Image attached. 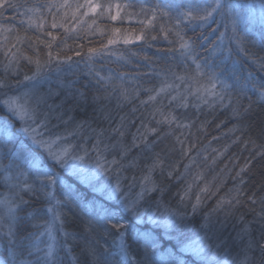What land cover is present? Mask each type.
<instances>
[{"label": "trees", "instance_id": "1", "mask_svg": "<svg viewBox=\"0 0 264 264\" xmlns=\"http://www.w3.org/2000/svg\"><path fill=\"white\" fill-rule=\"evenodd\" d=\"M15 2L28 6H38L52 3L53 0H15ZM55 2L63 3L64 0H55ZM68 2L73 5L72 8L60 9L59 11L53 8L52 13L42 9L41 14L45 19L37 21V23H43L42 31L35 27L28 28L27 18L23 15V8H20L19 11L7 9L0 14V77L5 75L4 66L8 61L4 53L8 48H11L12 52H17L19 49L18 56L21 54L35 55L32 41L26 39L23 44H18L16 42L17 35L39 36L41 39L50 40L51 38L46 34L52 32L57 37L53 44V53L59 52L61 57L68 56L71 57V60L62 64L59 71H52L48 79L42 84L41 91H47L51 87L59 93L48 102L54 105L63 102L62 107L57 111L63 112V119L72 117V122L67 125L68 128H71L75 122L87 121L91 128L108 130L120 123L121 116L126 117V124L129 120H134V124H128V131L124 137L125 144H130L132 134L139 126L140 118L146 116L153 107L151 104H140V101L146 100L150 93L141 90L138 98L125 102L118 99V90L105 99L104 82L98 83L96 74L99 73L104 77L111 76L113 84H122L124 88L129 90L134 87L144 89L158 86L156 73L162 69L171 67L178 72L184 70L185 64L176 51L179 42L172 33H169L165 38L159 30V25L163 21L157 20L153 22V26L145 27L147 17L137 14L142 3L151 4L154 0H95L96 3L103 5L112 4L114 6L117 3L133 5V7L122 10L120 17L115 21L108 16L101 17L99 12L95 15L89 13V15L84 16L85 8H81L73 19L75 5L83 4L85 0H68ZM165 2L176 6L187 3V0H165ZM227 3L245 6L242 9L234 8V12L242 11L244 15V19L238 28V31L244 33V52L239 51L237 44L232 39L231 17L227 11L223 14L214 15L212 20L203 26H201L200 21L185 23L183 25L184 35L194 41L197 60L206 68L222 70L221 78H226L229 82H232L236 77H239L241 81L249 79L254 83L264 82V69L253 62V58L258 60L264 58V27L257 20L248 18L254 7L250 3L260 6L262 0H227ZM65 12H67L66 16L64 15ZM53 14L56 23L63 25V27L58 26L55 29L51 27ZM115 14L116 9L113 7L112 15ZM142 20L145 21L144 24L140 23ZM116 28L120 29L119 41L108 45V50L103 54L90 59L88 49L102 48L107 44L108 39L114 38L112 30ZM5 29L9 30L5 31ZM141 34H143L144 39H136ZM221 34L225 35L224 38ZM152 36L156 38L153 40L151 39ZM125 37L130 41L127 44L123 42ZM39 50L43 59L47 49L40 45ZM77 52L80 55H76ZM187 65L189 68L193 67L190 60L187 61ZM31 68L32 66L26 60L20 59L17 68L19 74L13 75L10 71L9 78L22 80L24 74H31ZM120 76H123L124 79H119ZM176 83L183 91L184 85L180 84L179 81ZM20 90H23V86ZM108 91L110 92L111 89L109 88ZM81 93H83V98H81ZM94 96H100L101 99L95 101ZM234 96L240 100L242 106L252 104L251 111L243 119L233 117L231 107H220L219 104L214 105L213 108H209L207 104H200L199 108L193 107L194 104L200 102L189 97V106L186 109L177 108L174 111L178 117L192 123L190 134L188 129H177L173 126L172 134L164 136L154 149L160 152L166 150L167 147L175 146L177 151L172 152L170 158L173 161H179L180 153L178 145H175V136L181 135L183 132L189 143L195 142L197 145L190 157L195 156L197 150L201 153L196 158L191 173L194 174L198 170V165L199 169L204 171L206 181H212L213 177L217 178L214 184H220L223 181L216 195L211 198H204V205L200 211L194 218L186 222L181 231H177L175 228L166 230L149 220V216L155 210L153 201L161 198L159 193H153L146 198L148 203L144 204L141 212L142 219L138 221L130 213L123 211L119 200H109L107 199V191L98 190L101 184H114V176L101 177L98 181L89 184L73 175L70 169L55 167L50 160L45 158L43 165L59 177L55 185V197L63 205L60 209L64 213L62 216L64 220L63 230L73 233L75 236L74 240L69 239L67 241L72 245L71 255H66L63 250L60 252L62 264H76L74 257L79 259L80 264H85L86 258L82 249L84 241L89 238L85 231L88 224V219H85L86 213L89 217L94 218L105 209L114 212L118 220L127 222L126 240L130 245L132 255H135L137 259L144 255L145 247L155 243L154 261L163 260L164 264H180L181 261L183 264H216V259L231 264L243 247L242 242L235 239L236 233L243 226L238 218L243 215L245 221H252L257 213L264 211V156L257 155L264 150V102H261L258 94L252 90H249L246 95H240L234 89ZM118 104L121 106L117 107ZM133 108L137 109L135 113L132 112ZM4 115L5 112L0 108V118H3ZM105 116H108L109 119H105ZM201 124H203V128H201ZM53 125L59 126L53 127ZM150 126L156 127L155 123ZM20 128L21 122L16 121L9 129L11 136L8 138L12 139L18 148L23 147L35 151L30 139L19 130ZM64 128L65 125L53 119L49 124V133L46 134L63 132ZM168 131L167 126H161L156 135ZM92 135L89 131H85V136L91 137ZM156 135L150 136L149 140H155ZM184 136L181 138L183 139ZM4 138L5 134L0 133V141ZM69 142L81 144L84 141L82 138H72ZM92 142L93 140L89 139V145ZM112 155L118 157V153H109L108 159H111ZM149 155L147 152L142 155L139 149H133L125 160L127 163L134 157H140L139 167H129L121 171L122 187L130 198H135L136 193L140 190L141 178L146 174L144 166L151 162L145 159ZM213 159H215V163L212 162ZM250 160V166L241 174L245 183L241 186L243 195L240 197V205L232 210L230 216L226 217L223 212H218L211 217V226L207 231L212 239L208 242L213 245L214 249L219 245V248L216 249L218 257L214 258L210 252L206 251L205 259L201 260L189 252L182 251L183 244L187 243L188 240L205 234V230L200 227L204 222V214L215 206L220 197H231L230 190L239 184V178L234 180L233 177ZM187 162L188 158L181 162L180 172H183V164ZM4 163H8L7 159L4 160ZM177 175L179 172L174 173L172 179L163 180V185L166 188L162 199L164 203L172 207L178 206L180 195L183 193L186 184L184 179H175ZM132 176L136 177L135 181L131 179ZM153 179L158 183L161 182L158 172L153 173ZM203 183L204 181H201L200 186H203ZM7 191V187L0 181V193ZM197 194L198 188L194 187L191 193L193 199ZM38 195L40 198L36 199L25 194V199L29 200L30 203L20 215L27 217L34 213L35 219L22 222L19 231L20 237H26L28 233L38 231L32 227V224L51 220V214L47 212L49 201L42 194L38 193ZM249 197H253L255 203ZM60 227L59 224L54 225L55 235L59 243L64 244ZM255 227L253 224V228ZM39 230L42 231V229ZM137 233L148 234L149 239L146 240L144 236L137 237ZM115 235L113 232L103 237L100 242L108 246V255L113 264H119L120 256L117 254V248L113 243ZM151 238H155L154 241ZM41 239L47 241V236H43ZM0 246L3 247L1 254L6 257L7 253L4 246L2 244Z\"/></svg>", "mask_w": 264, "mask_h": 264}, {"label": "snow or ice", "instance_id": "2", "mask_svg": "<svg viewBox=\"0 0 264 264\" xmlns=\"http://www.w3.org/2000/svg\"><path fill=\"white\" fill-rule=\"evenodd\" d=\"M68 0L63 3H56L53 0L49 4H40L28 6L15 2V0H0V14L7 9L19 11L23 8V15L27 18L28 28H37L43 30V23H37L38 20L43 21L45 17L41 14L42 9L52 13L53 8L57 11L65 8H72ZM115 7L116 14L112 15V9ZM133 7L130 4H112L103 5L96 3L95 0H85L83 4H76L73 12V19L79 13L81 8H85L84 16L92 13L93 15L99 12L101 17L108 16L115 21L120 17L122 10ZM245 6H235L227 3V0H187V3L173 6L171 3H166L165 0H154L153 3H142L139 8L138 15L147 17L145 27L153 26V22L157 20L163 21L159 25V30L165 38L172 33L178 43V51L185 67L182 72L176 71L174 68L162 69L156 73L158 77V86L149 88H132L131 90L123 87L122 84L115 85L112 83V77H104L99 73L96 74L97 82H104L105 99L112 93L119 90L118 99L125 102H130L133 98H138L140 91L150 93L146 100H141V105L151 104L153 107L146 116L140 118L139 126L135 133L132 134L130 144H125L124 137L128 131V124H134V120H129L125 123L126 117H120V123L111 129H94L87 121L75 122L71 128L67 125L72 122V117L63 119V112L57 111L62 107L61 104H50L48 101L54 96L59 95L51 87L47 91H41L42 84L48 79L52 71H59L62 64L71 60V57H61L59 52L53 53L52 48L57 37L48 32L46 35L50 40L37 37L16 36V42L23 44L27 39L32 41V47L35 55L21 54L12 52L11 48L5 51L4 55L7 58V64L4 66L5 75L0 77V108L3 109L5 115L0 118V133L5 134V138L0 141V181L4 183L8 191L0 193V244L4 246L7 253L4 260L0 264H62L60 252L63 250L66 255H71L72 245L67 241L74 240L73 233L63 230L64 213L60 211L63 207L62 202L55 197V185L59 177L49 168L43 165L45 158L50 160L55 167L70 169L72 174L78 176L82 181L89 184L98 181L101 177H115L114 184H101L99 191H107V199L119 200L123 211L130 213L138 221L142 219L141 212L144 204L148 203L147 197L153 193H159L160 199L153 201L154 211L149 216V220L164 229L175 228L181 231L186 222L194 218L204 205V198L215 196L223 184H214L217 179L213 177L212 181L205 180V173L199 169L191 173L192 166L196 163V158L200 156V151H196L195 156L190 154L197 148L195 142L189 143L186 136L182 132L181 135L175 136V145H178L180 160L173 161L170 158L172 152L177 151L175 146L167 147L166 150L160 152L155 151L158 142L167 135L172 134L173 126L177 129H190L191 122L184 121L182 117H178L174 111L177 108H187L189 106V97H193L200 103L194 104L193 107L199 108L200 104H207L209 108L219 104L220 107H231L233 117L243 119L252 109V104L242 106L240 100L234 96V89L240 95H246L249 90L255 91L261 102H264V82L254 83L249 79L243 81L236 77L232 82L226 78H221L222 70H213L210 67H205L196 58L194 41L191 38H186L184 35L183 25L192 21H200L201 26L207 24L214 15L223 14L225 11L231 17V26L233 37L232 39L237 44L239 51L244 52L243 41L244 33L238 31L239 25L244 19L242 11H235L234 8H243ZM251 7V6H247ZM261 18L264 19V0L260 5ZM175 13V14H173ZM67 15V12L64 13ZM95 23V21H93ZM144 24L145 21H140ZM58 26L53 14V29ZM9 29H5L8 31ZM113 37L107 41V44L100 49L89 48L88 55L91 59L96 55L103 54L108 50V45L115 44L119 41L120 29H113ZM223 36V34H221ZM152 36L151 39H155ZM138 40L144 39L143 34L136 37ZM125 44L129 43L128 38H123ZM43 45L47 52L44 58H41L39 46ZM15 47V45H13ZM10 53V55H9ZM76 55H80L79 52ZM247 55V53H245ZM123 58V57H122ZM20 59L27 61L32 66L31 74H24L23 79L9 78V72L13 75H18L17 68ZM126 59V58H124ZM191 61L193 67L189 68L187 61ZM264 58L259 60L253 58V62L257 63L261 69H264ZM251 76V73H249ZM123 80L124 77L120 76ZM177 81L184 85V90L181 91ZM27 82V83H25ZM23 86V90H20ZM111 89L109 92L108 89ZM83 98V93H81ZM159 98V99H158ZM93 99L98 101L100 96H94ZM167 101V103H165ZM121 105L118 104L117 107ZM136 108L132 109L135 113ZM159 117V118H157ZM53 119H56L60 124L65 125L64 131L55 134L49 133V124ZM105 119H109L105 116ZM21 122L23 132L31 141L35 151H30L23 147H16L12 139L9 129L16 122ZM155 123L156 127L150 126ZM59 125H53L58 127ZM161 126H167L168 132H161L156 135ZM203 128V124H201ZM85 131H89L93 135L85 136ZM108 133L107 135L105 133ZM156 135L155 140H149V137ZM184 136L182 139L181 137ZM72 138H82L83 143L76 144L69 142ZM93 142L89 145L88 141ZM133 149H139L141 154L147 152L150 155L145 159L150 160V163L145 164L146 174L142 176L140 182V190L136 193L135 198H130L128 193L124 191L121 182V171L125 168L139 167L140 157H134L132 160L125 163ZM109 153H118L112 155L108 159ZM258 156H264V150L257 153ZM190 157V158H189ZM188 158V162L183 164V172H180L181 162ZM7 159L8 163H4ZM215 163V159L212 161ZM251 164V160L236 173L234 180L239 178V184L230 190L231 197H220L215 206L204 214V222L201 224V229L205 230L203 236H197L195 239H190L183 244L182 251L189 252L193 256L205 259V252L208 251L214 258L218 257V252L213 245L208 241L212 239L208 235V229L211 226V217L223 212L224 215L230 216L232 210L240 205V197L243 195L241 186L245 183L242 173L245 172ZM158 172L161 177V182L158 183L153 179V173ZM179 172L175 179H184L186 181L183 193L180 195L179 204L177 207L169 206L164 203L162 196L166 186L163 185L164 179H172L174 173ZM136 180L135 176L131 178ZM204 181L203 186L200 182ZM194 187L198 188V194L191 196ZM42 194L49 201L47 212L51 214V220L39 221L32 224V227L38 229L37 232L28 233L26 237H20V226L25 220H34L35 214H30L27 217L21 216L20 213L29 205L30 201L25 199V194L30 197L39 199ZM249 199L255 203L253 197ZM239 221L242 227L236 233L235 239L242 242L243 247L240 253L232 260L231 264H264V211L257 213L252 221H245L241 215ZM55 224H59L60 231L63 234L64 244H60L56 238L54 228ZM255 224V228H253ZM128 224L126 221L118 220L114 212L103 210L97 216L96 222H89L85 231L88 233V239L84 241L82 253L85 256V264H113V261L108 255V246L101 244V239L115 232L113 243L117 248V254L120 256L119 264H164V261H154V253L156 245L151 243L145 247L144 255L137 259L130 251V245L126 240V230ZM39 229H42L40 231ZM47 236V241L41 237ZM144 236L149 239L148 234L137 233V237ZM153 241L155 238H151ZM171 255V253H169ZM76 264H80L78 258H75ZM180 264H183L181 261ZM216 264H228L226 261L216 259Z\"/></svg>", "mask_w": 264, "mask_h": 264}, {"label": "rangeland", "instance_id": "3", "mask_svg": "<svg viewBox=\"0 0 264 264\" xmlns=\"http://www.w3.org/2000/svg\"><path fill=\"white\" fill-rule=\"evenodd\" d=\"M250 5H254L253 9H252V12L249 14V17L250 19L252 20H257V22L259 24H261L263 27H264V19L261 18V11H260V6L258 4H253V3H250ZM211 21V20H210ZM209 21V22H210ZM225 35L222 36V38H224ZM87 216V217H86ZM86 216H85V219H88V223L89 222H93L95 223L96 222V219L97 217H94V218H91L88 216V213H86ZM1 247V246H0ZM3 249V247L0 248V261L4 260L5 257H4V254L2 255L1 254V250Z\"/></svg>", "mask_w": 264, "mask_h": 264}]
</instances>
